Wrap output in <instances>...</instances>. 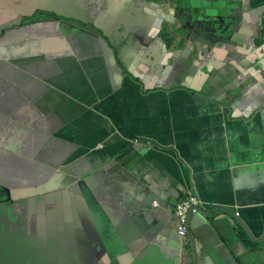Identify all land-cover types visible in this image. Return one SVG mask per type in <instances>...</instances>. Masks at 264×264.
Returning a JSON list of instances; mask_svg holds the SVG:
<instances>
[{
    "label": "crops",
    "instance_id": "crops-1",
    "mask_svg": "<svg viewBox=\"0 0 264 264\" xmlns=\"http://www.w3.org/2000/svg\"><path fill=\"white\" fill-rule=\"evenodd\" d=\"M85 1L79 17L94 16L99 36L70 24H21L20 16L46 11L44 1L0 0V264H131L125 247L144 251L145 239L136 240L149 228L157 264H190L178 254L172 214L188 191L220 211L191 217L205 264H264V0L173 2L177 23L188 13L178 30L196 45L194 30L207 32L212 49L177 41L172 76L164 65L176 23L171 11L161 20L168 0H107L105 10L104 0ZM115 22L140 33L123 58L133 74L123 70L125 79L104 35L122 40ZM135 46L156 57L155 68L147 56L138 61Z\"/></svg>",
    "mask_w": 264,
    "mask_h": 264
},
{
    "label": "water",
    "instance_id": "water-1",
    "mask_svg": "<svg viewBox=\"0 0 264 264\" xmlns=\"http://www.w3.org/2000/svg\"><path fill=\"white\" fill-rule=\"evenodd\" d=\"M68 1L72 2V4H74V0H68ZM173 2H176V0H173V1L168 0V4L164 8V13L161 14V20H165V17H167L168 12L171 11V13L169 14L171 22L172 23H174V22L176 23L175 24V33L167 34L168 43H166V45H167V48H168V51H167L168 55L166 56V58H168V60H170L172 62H171V66L164 65V68H167L169 72H171V71L173 72V71L176 70V69L172 70V68H174V66H175V61H174V57H173L174 54L171 52V49L173 48V46L175 45V43L177 41H178L179 45H181V48L183 49L187 45V41H188V37L183 32L184 29H183V31H179L178 30L179 29L178 28L179 25H183V23H187L185 21H187L186 19H187L188 13L185 10H181L177 14V19H178V21L180 23H177L174 20V14H172V11H173V9L175 7ZM103 3L105 4V7H104V10H105L106 4H107V0H104ZM188 11L193 16H196V17L202 15L201 12H200V9L198 7H196V6H191ZM216 12H217V10H212L211 11V13H216ZM115 23H120V22H115ZM6 26L8 27L9 25H6ZM129 27H130V25H128V24L120 23V25L118 27V31H117V34H121L122 37H123L120 42H118L116 37H114V36L108 37L106 34H104L106 39H107V41L109 42V44L111 46H113V44H114V51H119V54L117 55V57L120 58V59L118 61L115 60V58H114V53L115 52L112 50L111 52H109V61H110V64L118 72H120L121 77H123V79H125V76L123 75V70L125 72H127V73H130V75H133V74H131V71H130V68H129V66H131L130 63H128V61H124L123 58L128 60V56L130 55V52H131V42L133 41V39L140 42V36H139L140 33H137L136 31H132L131 33H129L128 32V28ZM233 37L231 39L227 40L226 42H229V43L233 42ZM150 38H151V35H148V37L145 39V47H147L146 40L150 39ZM122 44H123V46H121ZM148 47H150V46H148ZM133 51H134V53L138 52V46H135ZM144 56H147L146 59H147L148 62L143 61V63L145 65H148L150 68H155L156 67V65H155L156 57L153 56L152 53H148L146 50H142L141 54L139 53L138 61H142V58H144ZM118 64L121 65L123 69L121 67H119ZM158 66H162V64H159ZM172 72H171V76H172ZM224 114L226 115L225 111H224ZM150 147H152V145L148 144L145 147V149L147 150ZM113 163H114L113 161H110L108 163L110 168L113 167V165H114ZM79 188H80V185L75 186L74 188L70 189V192L73 195H78V194H80V191H78ZM188 192H190V191H188ZM120 196L121 195H117L116 196V199L118 201H120ZM198 200H199V205L195 206L193 209L189 210L188 213H187V229H188L187 237L186 238H182V237L178 236L177 233H176V235H177V237L179 239V244H180V247L178 248V254H189L190 255V264H198L199 260H200L199 264H205V261H208V257L206 256L207 253L204 250H201V248L199 247L198 243L196 242V238L197 237L202 239V238H204V235H199L198 230H197V232L195 234L193 232V230H191V228H190L192 215L193 214H201V215H206V216H214V215H216V214H218L220 212V211H216V213H215V212L207 211L205 205L199 199V197H198ZM152 206H153V208H155V207L158 208L159 207V205L157 203H155ZM175 207H176V205H174V207L172 209V214H174ZM193 210H195V212H193ZM223 211L231 213L230 209H224ZM122 213L123 212H121V214ZM233 215H234V213H233ZM25 216L29 217V214H25ZM234 216H235L234 218L236 219L239 227L241 229H243V231H245L241 221H239V218L236 215H234ZM139 219H140V221L142 223H144L145 214L140 215ZM87 229L92 233L93 236L98 234V231L96 230L97 229L96 228V224H94L93 219L89 220L88 218H86V230ZM241 229L239 230V234L242 233ZM92 230L95 231V232H93ZM30 232H31V230L28 229V230H25L24 232H22L21 234L26 236V234L30 235ZM118 235L120 237L123 236V235H121L120 231H118ZM155 238H156V231L154 230V228H149L146 231H144L142 234H140L138 236L137 240H136V242L139 243L140 241H143V239H145V242H144L145 250L144 251H142L139 254H137L138 249H134V248L129 247V246L125 247V249L132 256L131 264H143V262H145L147 260L152 262L153 264H157V263L160 262V259H161L160 255L158 254L157 250L154 248V247H157V242H156ZM230 238H231V236H230ZM262 240H264V238L261 239L260 241H262ZM157 241L159 243H162L159 240H157ZM185 241H186V243H185ZM255 242L259 244V241H255ZM95 249H96V246H95ZM97 249H98V252L101 253L102 257H104L106 261H109V257L107 255L106 249H105L104 244L102 242L98 244V248ZM76 252L79 253L80 251L76 250ZM73 256L77 260L78 255L74 254ZM60 261H64V260L54 259L53 261H51V263L52 264H61Z\"/></svg>",
    "mask_w": 264,
    "mask_h": 264
},
{
    "label": "flooded vegetation",
    "instance_id": "flooded-vegetation-1",
    "mask_svg": "<svg viewBox=\"0 0 264 264\" xmlns=\"http://www.w3.org/2000/svg\"><path fill=\"white\" fill-rule=\"evenodd\" d=\"M45 10L37 9L32 16H20L21 24L25 20L27 23L38 24V23H58V24H70L78 31L86 32L93 36H99L96 30L93 29L92 25L95 21V17L92 15L87 16L86 18L90 20H85L79 17L81 14L86 12L87 2L85 0H75L74 4H70L68 0H43ZM97 4V9L100 5ZM48 9H51L52 12H48ZM97 18V17H96ZM88 21L92 22L89 23ZM196 40L197 45L189 42L188 40V49L194 50L196 52H204V48L207 47L209 51L212 49L211 46V37L210 35L201 30L195 29L193 41ZM0 195L2 197V189H0ZM4 201L2 198L1 202ZM176 223V218H174Z\"/></svg>",
    "mask_w": 264,
    "mask_h": 264
},
{
    "label": "built area",
    "instance_id": "built-area-1",
    "mask_svg": "<svg viewBox=\"0 0 264 264\" xmlns=\"http://www.w3.org/2000/svg\"><path fill=\"white\" fill-rule=\"evenodd\" d=\"M197 205V197L189 194L182 198L176 207V232L182 238H185L187 234V213Z\"/></svg>",
    "mask_w": 264,
    "mask_h": 264
},
{
    "label": "clouds",
    "instance_id": "clouds-1",
    "mask_svg": "<svg viewBox=\"0 0 264 264\" xmlns=\"http://www.w3.org/2000/svg\"><path fill=\"white\" fill-rule=\"evenodd\" d=\"M133 143H135V144H139V141H134ZM139 145H140V144H139ZM139 145H138V146H139ZM189 194H191V193L188 192L187 195H189ZM191 195H193V194H191ZM185 196H186V195H185ZM185 196H184V197H185ZM195 196H196V195H195ZM184 197H182V198H184ZM196 197H197V196H196ZM182 198L179 199L178 203L181 201ZM197 199H198V197H197ZM178 203L176 204V207H177ZM198 205H199V200H198ZM198 205H197V206H198ZM176 207H175V211H174V214H173L174 218H176V215H175ZM194 207H195V206H194ZM194 207H193V208H194ZM190 210H191V209H190ZM193 212H195V210H194ZM236 216H238V213H236ZM175 230H176V227H175ZM187 231H188V229H187ZM176 233H177V232H176ZM177 235H178V234H177ZM178 236H179V235H178ZM186 237H187V234H186ZM186 237H185V238H186ZM185 243H186V241H185Z\"/></svg>",
    "mask_w": 264,
    "mask_h": 264
},
{
    "label": "rangeland",
    "instance_id": "rangeland-1",
    "mask_svg": "<svg viewBox=\"0 0 264 264\" xmlns=\"http://www.w3.org/2000/svg\"><path fill=\"white\" fill-rule=\"evenodd\" d=\"M225 42H226V41H225ZM225 42H224V43H225ZM227 43H229V42H227ZM179 47L181 48V46H179ZM175 54H176V50L174 51V55H175Z\"/></svg>",
    "mask_w": 264,
    "mask_h": 264
}]
</instances>
